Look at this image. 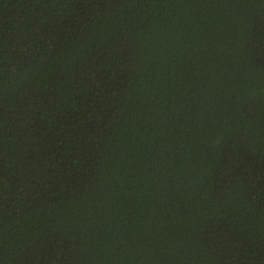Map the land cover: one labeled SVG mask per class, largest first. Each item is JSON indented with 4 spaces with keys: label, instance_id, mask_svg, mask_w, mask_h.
Segmentation results:
<instances>
[{
    "label": "trees",
    "instance_id": "1",
    "mask_svg": "<svg viewBox=\"0 0 264 264\" xmlns=\"http://www.w3.org/2000/svg\"><path fill=\"white\" fill-rule=\"evenodd\" d=\"M0 264H264V0H0Z\"/></svg>",
    "mask_w": 264,
    "mask_h": 264
}]
</instances>
